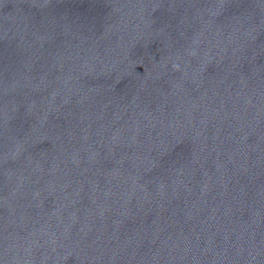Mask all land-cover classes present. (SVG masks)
<instances>
[{"label":"water","instance_id":"1","mask_svg":"<svg viewBox=\"0 0 264 264\" xmlns=\"http://www.w3.org/2000/svg\"><path fill=\"white\" fill-rule=\"evenodd\" d=\"M0 264H264V0H0Z\"/></svg>","mask_w":264,"mask_h":264}]
</instances>
